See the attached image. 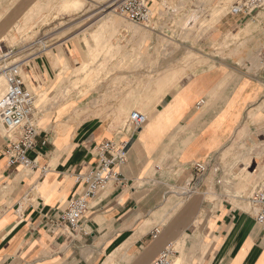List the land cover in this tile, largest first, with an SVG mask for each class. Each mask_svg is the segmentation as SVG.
Listing matches in <instances>:
<instances>
[{"label": "crops", "instance_id": "obj_1", "mask_svg": "<svg viewBox=\"0 0 264 264\" xmlns=\"http://www.w3.org/2000/svg\"><path fill=\"white\" fill-rule=\"evenodd\" d=\"M26 2L0 0V33L15 10L27 12ZM247 19L221 18L198 39L199 58L187 65L148 60L125 71L122 60L139 35L117 29L115 59L97 61L107 72L98 96L92 91L80 112L76 94L61 101L57 92L59 104L35 123L32 168L0 157V264H150L167 245L179 264H264V229L247 197L235 193L237 184L264 183V69L247 59V46L257 47L264 35L242 32ZM229 33L244 45L221 48ZM74 39L51 53L61 50L70 65L86 62L88 48ZM208 47L223 56L205 60ZM28 61L44 81L58 69L45 51ZM132 111L147 116L135 131L125 125ZM111 139L126 143L117 168L122 183L111 181L91 200L76 234L56 228L52 216L80 189L76 175L96 163L94 145Z\"/></svg>", "mask_w": 264, "mask_h": 264}, {"label": "rangeland", "instance_id": "obj_2", "mask_svg": "<svg viewBox=\"0 0 264 264\" xmlns=\"http://www.w3.org/2000/svg\"><path fill=\"white\" fill-rule=\"evenodd\" d=\"M67 1L27 0V12L15 10L18 13L9 15L15 16L14 20H8L9 25L0 33V93L2 94L4 91L2 89L6 87L4 68L12 62H20V75L27 91H30L34 98L31 119L37 124H41L45 120L44 116L59 104L58 91L61 94V101L73 93L76 94L80 112L84 110V99L89 98L92 91L95 92L93 95L98 96L101 78H104L107 72L97 61L101 57L107 61L115 59L117 53L113 46L116 45V30L119 28L139 35V43L134 44L136 48L121 59L124 71L132 64L143 65L148 60L174 59L186 65L197 60L199 56L195 54L194 46L198 39L203 35L207 36L223 17L245 16L248 18L246 22L252 26L251 32L264 35L263 10H256L251 14L256 18L254 21L250 20L251 15L229 12L231 6L239 0H148L151 19L145 25L134 24L116 13L115 8L121 0H75L73 4H66ZM9 13L7 12L5 16ZM20 15L23 17L20 20L16 19ZM1 16L3 15L0 14V18ZM88 26L93 27L92 33L85 31ZM74 36L76 44L88 48V60L85 62L82 58L70 65L66 54L61 50L58 54H53L51 48L61 43L65 44ZM91 43L93 49L89 48ZM209 44L217 46L218 42L208 40L206 45ZM229 44L243 46L244 41L229 33L222 38L219 45L224 48L229 47ZM260 44L257 47L247 46L249 53L247 59L253 67H259L257 53ZM123 45L130 48L133 44L131 41H124ZM212 50L210 47L207 48L209 53L205 55V60L212 59V55L223 56L222 52ZM251 50L252 52H249ZM43 51L53 56L55 67L58 68L46 81L30 71L28 61ZM63 60L65 62L61 63ZM25 74L29 77L25 78ZM93 105L98 108V100ZM86 109H89V104ZM4 134V128L0 124V157H3ZM215 170H218L217 166ZM254 187L255 185L246 186L240 183L237 184L238 192L235 193L249 199ZM174 264H179L178 259Z\"/></svg>", "mask_w": 264, "mask_h": 264}, {"label": "built area", "instance_id": "obj_3", "mask_svg": "<svg viewBox=\"0 0 264 264\" xmlns=\"http://www.w3.org/2000/svg\"><path fill=\"white\" fill-rule=\"evenodd\" d=\"M256 10L264 11V0H239L231 6L232 14L244 13L251 15ZM115 11L126 20L139 25L147 24L151 19L148 0H121ZM44 50V48H43ZM11 53V52H9ZM5 55V54H4ZM8 55V54H6ZM258 60L264 69V41L258 48ZM21 63L12 62L4 70L6 87L0 96V124L4 128V151L8 166H22L30 169L34 160L29 155L37 144L38 130L31 112L34 98L20 75ZM147 121V116L139 111H132L125 125L131 130H138ZM46 140H43L44 144ZM96 163L85 173H78L76 180L80 189L67 206L60 212H55L52 222L56 228L76 234L81 228L83 216L89 208L91 200L101 192L111 181L122 183L117 168L126 161V143L116 140H103L94 145ZM195 169L202 173L206 164L196 163ZM249 202L255 214L257 223L264 229V183L254 188ZM160 233L155 227L151 232L154 239ZM174 248L167 245L162 248L150 264H174Z\"/></svg>", "mask_w": 264, "mask_h": 264}, {"label": "bare ground", "instance_id": "obj_4", "mask_svg": "<svg viewBox=\"0 0 264 264\" xmlns=\"http://www.w3.org/2000/svg\"><path fill=\"white\" fill-rule=\"evenodd\" d=\"M73 3H75V0H68L67 2H66V4H73ZM252 28V26L248 23L246 26H245V28L242 30V32H248L250 29ZM3 75V74H2ZM29 77V75H27V74H25V78H28ZM30 82V81H29ZM32 83V82H31ZM0 85H1V77H0ZM6 86V85H5ZM33 89V88H32ZM2 90H4V88L2 89ZM0 92H1V90H0ZM30 92V91H29ZM0 95H1V93H0ZM3 128V127H2Z\"/></svg>", "mask_w": 264, "mask_h": 264}]
</instances>
